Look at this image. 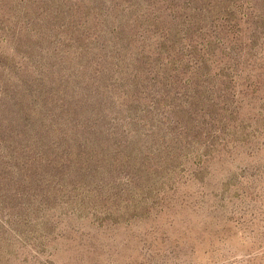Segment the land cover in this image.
Listing matches in <instances>:
<instances>
[{
	"label": "rangeland",
	"instance_id": "rangeland-1",
	"mask_svg": "<svg viewBox=\"0 0 264 264\" xmlns=\"http://www.w3.org/2000/svg\"><path fill=\"white\" fill-rule=\"evenodd\" d=\"M0 264H264V0H0Z\"/></svg>",
	"mask_w": 264,
	"mask_h": 264
}]
</instances>
